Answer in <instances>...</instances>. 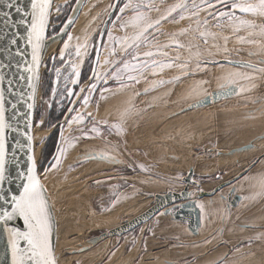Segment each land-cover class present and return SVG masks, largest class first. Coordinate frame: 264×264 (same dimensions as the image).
<instances>
[{
	"label": "rangeland",
	"instance_id": "374dc122",
	"mask_svg": "<svg viewBox=\"0 0 264 264\" xmlns=\"http://www.w3.org/2000/svg\"><path fill=\"white\" fill-rule=\"evenodd\" d=\"M69 1L53 0L49 15L50 23L56 20L57 7ZM135 1L129 8L132 13L125 16V21L120 18L118 26L120 23H126L135 14L134 9L145 3L146 0ZM113 2L115 0H86L68 36L59 48L60 57L61 50H63L61 59L64 64L81 63V59L85 56L83 55L84 48H81L82 57H77L78 46L86 44L87 53L91 47L95 46L94 36L99 27L102 28ZM152 2L160 9L159 12L153 10L149 13L151 18L156 19L167 8L181 0H152ZM183 2L191 10L193 0H183ZM194 2L198 5L201 4V0H194ZM210 2L215 3V0H210ZM233 2H239V0H228L230 3L228 10H231ZM246 2L256 4L259 0H246ZM215 10L223 11L225 9L216 4ZM180 14L187 17L189 13L173 14L177 22L162 21L158 26V34L155 35V38L150 37V45H142L139 49L132 50L133 53L142 54L144 51L155 50L151 45L171 43L172 34L181 29H190L185 35L178 36L176 39L186 46L189 43L197 45L203 54L202 59H211L218 63H209L207 66L201 63L200 68L197 69L196 60L193 58L189 61L190 74L188 75H183L181 70L176 67L164 69L162 72L157 69V75L145 72L140 77L139 83L125 79L124 83L128 85L127 87H120L117 80L115 90H110L106 86L109 91L104 93L105 98L101 99L100 94L99 102L93 108L100 114L99 124L91 120L93 117L90 118V123L95 127L99 125L102 136L105 131L106 137L102 141L106 143L113 141V135H115V156L111 148L107 149L108 146L104 148L102 143L99 146L96 145L99 141L94 139L93 131L82 136V133L73 132L75 128L68 127L70 129L69 137L73 135L74 138L66 139V134L61 135L54 157L50 163L45 162L41 155V146L37 141L47 135L49 131L46 130L49 127L46 123L41 127L43 122L39 121L40 117H36L37 108L42 102L41 83L43 71L47 66L45 64L47 57L42 62L33 119L35 126L38 124L37 127H39L34 128L33 125V151L36 157L39 183L43 188L48 206L57 208V205L60 204L59 210L64 212L62 215L64 220L73 222L77 228L82 227V233L71 235L63 243L56 235L54 242L56 264H109L113 260L124 263V259L129 255L132 257L129 264H146L147 261H150L147 259L153 260V264H264V261H242V253L237 259V245L243 242V236L239 238L234 229L229 230L230 235L224 240L225 246L229 249V260L220 262L222 253L225 252L221 253L220 250L224 247L201 244L205 234L202 230H198L197 235H188L189 230L177 219H169L172 217L173 208L170 216H167L165 212L156 214L125 235L101 236L90 243L91 240L103 234L104 229L110 225L119 224L123 219L143 210L150 203L153 194L183 189L184 183L181 181V177L189 169L194 168L198 172V169L195 168L196 165L199 168L203 167L201 164L191 165L197 159L204 161L213 159L215 164L210 166L211 168H208L206 173H196V183L191 186L193 191L212 187L218 180L214 178L216 173H219L221 178L233 175L246 164L247 161L244 162L245 164L242 162L245 155L253 157V154L262 151L257 148L251 152H240L226 157L216 155V151L247 141L251 137H247L251 130L254 131V134L260 133L262 130L264 124V72L258 71V69L264 68V32H262L264 16L240 13L236 10L235 15L240 20L249 21V24L240 25L238 20L233 22L219 20L220 27H216L217 21L210 18L207 31L217 35L215 40L212 37L208 38L209 45L218 44L220 53L208 57L205 52L208 45H205L199 37V31L204 30V26L198 29L195 18L180 20ZM206 15V12H200L199 18L202 20ZM113 21L117 22V19ZM113 21L110 24L109 32L114 37L131 35L135 31L131 26H128L123 30H117L115 35L117 27ZM237 27L239 31H234V28ZM49 29L50 26L47 27V37H49ZM69 35L71 39H69ZM225 36L228 37L227 52L223 51L225 47L223 37ZM241 37L243 40L240 39ZM65 42L68 44L67 48L64 46ZM112 48V41L108 38L105 50L102 51L101 62L108 59L109 50ZM163 50L168 52L169 57H175L179 52L180 62L188 60L190 55L187 47L178 50L174 47ZM196 51V47L191 49V53ZM211 51L215 53L217 49L212 48ZM114 54L117 55V67H121L125 59H130V56H124L121 53L119 47H116ZM156 59L167 60L168 58L156 57ZM222 59L230 60L233 63H222L220 62ZM245 64H252L254 67H244ZM108 69L106 65L101 71L104 74ZM61 71L62 69L59 68V72ZM55 73L58 76L57 70ZM122 74L126 76V73ZM177 76L180 77L179 80L175 79ZM160 80H164L166 83H154ZM226 89L232 90V94H228V97L202 107L184 110L186 107L208 98L211 93L225 92ZM86 95L91 97L92 92H88ZM89 108L91 110L92 105ZM79 113H81L80 107L75 115L78 116ZM118 124L123 127L121 134H118L117 128L113 127ZM85 139L88 140L85 141ZM261 143L263 148L264 141ZM78 144L81 145V148L78 147ZM105 153L115 157V160L101 158V154ZM113 163L117 167L118 174L125 176L107 178L112 175L108 169ZM238 163L241 165L237 166ZM128 165L130 172L125 171L128 169ZM139 165H143V169ZM189 166H193V168L188 169ZM228 187L236 188L235 184ZM228 187L224 189H228ZM223 191L225 190L221 192ZM196 206L197 200L191 199V197L180 203V207L192 212L195 211ZM52 218L57 230V217L55 218L53 215ZM92 218L103 221H97V225L90 227ZM147 228L150 229L148 234L145 233ZM248 245L251 249L252 244ZM262 246L264 250V245ZM155 250L164 252V255L161 258L158 255L153 258L152 254L156 252ZM209 255H212L213 263L208 261Z\"/></svg>",
	"mask_w": 264,
	"mask_h": 264
},
{
	"label": "snow or ice",
	"instance_id": "6c2138e0",
	"mask_svg": "<svg viewBox=\"0 0 264 264\" xmlns=\"http://www.w3.org/2000/svg\"><path fill=\"white\" fill-rule=\"evenodd\" d=\"M80 0H77L79 4ZM216 4L221 5L225 10L216 11ZM206 5V6H203ZM6 7L9 9H15V12L21 15V19L16 22L17 25H24L26 27V40L27 44L32 48V62L37 66L40 63L42 49L46 47L45 40L50 39L55 41L57 35L51 37H46V29L49 26V15H50V0H30V9L26 10L18 6L15 0H8ZM115 8L116 5H111ZM129 5L126 4L124 7L120 8V14L125 12V9ZM143 9V10H141ZM159 12V7L149 0L148 3H142L134 9V15L129 18L126 23H120V29H125L128 26H131L135 31L131 35H124L122 37H114L111 32L108 33V38L113 42L112 52L115 53L116 47H119L121 53L124 56H130V59H125L121 67H117L115 71L111 73V79L117 80L120 83V87H127L128 85L124 83V80L139 83L140 77L143 76L145 72H150L152 75H157V69L163 71L164 69L176 67L181 70L183 75L190 74L189 61L193 58L196 60V68H200V64L204 63L207 66L209 63H218L215 60L211 59H202V53L199 50L197 45H192L189 43L187 46L181 43L176 37L185 35L190 29H181L179 32L172 34L171 43L164 45H151L155 50H148L141 53H133L132 50L139 49L142 45H150V37L155 38V35L158 34V26L162 21L171 20L175 21L173 14L188 12L186 17L183 14L179 15L180 20L192 19L195 18V23L197 24L198 29L201 26H204V30L199 31V37L202 39V42L208 47L205 49L208 57L218 55L220 53V46L216 43L209 45V37H212L213 40L216 38V33H211L207 31V26H209L210 18L216 20V27H220L219 20L227 19L229 22L238 20L240 25H248L249 21L240 20L239 17L235 15L236 10L240 13H251L253 15L264 16V0H259L258 3H248L246 0H239V2L231 3V10H228V0H215V3H211L210 0H201V4H196L193 0L191 10H189L188 5L181 0V2L172 5L167 8V10L161 14L158 18L153 19L149 15L151 11ZM200 12H206L207 15L203 20L199 18ZM5 16L8 19H11V13H5ZM30 18V19H29ZM117 20H120V15L117 16ZM71 23V21H69ZM115 24L116 21H113ZM68 25H65L67 27ZM155 30V32H153ZM65 28H61L60 32L63 33ZM234 31H239V28H234ZM264 32V29H262ZM20 39L19 33H15L10 40L12 45H16ZM69 39L71 36L69 35ZM225 41V47L223 48L224 52H227V40L228 37H223ZM243 40V38H240ZM251 42V41H249ZM103 41H98L96 45V54L97 61L99 63L100 56V44ZM65 48L68 47L67 42H65ZM183 49L188 48L190 55L188 60L184 62L181 61V56L179 52L175 57H169L168 52L164 51L165 48ZM193 47L197 48L195 53H191ZM81 48H84L83 55H87V46L80 45L76 49L77 57H82ZM212 48L217 49L214 53L211 51ZM156 57H167V60L156 59ZM61 58H63V50H61ZM82 62V59H81ZM116 61H110L107 58L104 60V64H113L115 65ZM244 67L253 68L252 64H245ZM74 71H76V76L79 77V71L76 70V66L73 65ZM27 71H32V68L29 67ZM94 79L96 83H92L87 89L88 92H95L97 90V85L103 81V85L108 84V72L105 71L104 75L101 76L95 73L94 68ZM258 71L264 72V68L258 69ZM59 73V69H57ZM122 73H126V76ZM39 78L38 76L36 77ZM2 79V78H0ZM176 80H179L180 77H175ZM29 86L34 89V85L31 84V78H29ZM170 82V81H168ZM73 85L77 83V79L71 81ZM156 84H164L166 81L160 80L155 81ZM223 87V86H221ZM55 89L53 92L55 93ZM82 92L84 89L81 90ZM101 93V99H104V93L108 92L107 87L101 86L99 88ZM147 91V89H146ZM232 90L227 89L223 94H230ZM74 95H80L75 93L72 89H67V98L69 103H75L71 100V97ZM218 95V94H214ZM91 99L90 96H83V103L86 106ZM199 103V102H198ZM31 108L32 105H29ZM15 108V105H13ZM76 109L70 108L69 112H74ZM89 115H91L89 113ZM5 113L3 105V94L0 93V182L5 180V145H4V130L10 125L5 123ZM73 120L81 121L82 117H73ZM71 123V121H70ZM117 128L118 134L123 132L122 125H113ZM92 131L98 132V129L94 126ZM31 137H29V140ZM250 147V145L248 146ZM101 158L115 160V157L108 156V154H101ZM28 160L30 162L27 169V175L24 172H19V177L23 181L22 186L19 190V194H14L9 191L7 194L0 195V202H3L4 207H0V226H3V232L7 236V246L11 252V264H56L55 258L53 255V244H52V235H53V222L51 217V211L47 204V201L43 195V188L41 187L39 180L36 176V166L33 162V157L29 155ZM143 169V165H139ZM47 171V170H46ZM262 186H264V181H261ZM15 218L23 220V225L25 230H20L16 227H10L9 222ZM259 239V237H257ZM23 242V246H22Z\"/></svg>",
	"mask_w": 264,
	"mask_h": 264
},
{
	"label": "water",
	"instance_id": "95a60500",
	"mask_svg": "<svg viewBox=\"0 0 264 264\" xmlns=\"http://www.w3.org/2000/svg\"><path fill=\"white\" fill-rule=\"evenodd\" d=\"M81 1V0H80ZM8 0H0V93L3 94V105L5 113V123L10 127L4 130V145H5V180L0 182V195L7 194L11 191L14 194H19V190L22 186L23 181L19 177V172H24L27 175V169L29 167L28 157H33V162L36 166V157L33 151V115L36 107V96L38 92L39 78L41 64L44 61V57L48 50L52 46L61 40L68 26L65 27L63 33L57 35V39L52 41L50 39L45 40L46 47L42 49L40 63L37 66L32 62V48L27 44L26 40V27L24 25H17L16 22L21 19V15L15 12V9H9L6 7ZM16 4L23 9H30V0H15ZM53 0H50L52 4ZM51 8V7H50ZM50 11V10H49ZM11 13V19L5 16V13ZM76 14V12H75ZM73 13V18L74 15ZM30 19V18H29ZM19 33L20 39L16 45L10 43L11 38L15 33ZM47 37V29H46ZM228 61L222 59L220 62ZM232 62V61H228ZM233 63V62H232ZM31 67L32 71H27ZM31 78V84L35 87L34 89L29 86ZM224 91H216L211 93L208 98L198 101L197 103L186 107L184 110L194 109L202 107L220 99H224L229 95L223 94ZM218 94V95H214ZM230 94H232L230 92ZM15 105V108H13ZM29 105H32L30 108ZM29 137L31 139L29 140ZM264 140V127L261 132L255 135L254 138L249 139L245 144L250 142H256ZM247 146L232 148L225 153L217 151L216 155H231L232 153H240L245 151ZM194 171L189 169L187 175L181 180L184 183V189L178 191H168L166 193H155L151 197L150 203L141 211L134 214L131 217L123 219L119 224L107 229L99 237L91 240L93 243L95 239H99L101 236L113 237L121 235L138 224L144 223L154 217L160 210L169 206L173 201H181L190 196L189 185L195 183L193 179ZM240 174L231 177L229 180L219 183L210 191H199L195 193L193 197L202 198L204 196L212 195L217 190H220L224 185L232 183L239 177ZM36 176L39 180V176L36 170ZM44 195V194H43ZM190 199V198H188ZM236 200H232L230 204L234 205ZM3 202H0V207H4ZM173 217V215H172ZM177 220L184 221L188 224H192V218L184 207L180 211L179 215L173 217ZM53 222V219H52ZM10 227H16L20 230H25L23 220L15 218L9 222ZM55 229L53 226L52 244H53V255L54 254V238ZM23 246V242H22ZM56 262V258H55ZM0 264H11V252L7 246V236L3 232V226H0Z\"/></svg>",
	"mask_w": 264,
	"mask_h": 264
},
{
	"label": "flooded vegetation",
	"instance_id": "af4514ba",
	"mask_svg": "<svg viewBox=\"0 0 264 264\" xmlns=\"http://www.w3.org/2000/svg\"><path fill=\"white\" fill-rule=\"evenodd\" d=\"M83 1V2H82ZM86 0H81L79 2V4L77 3V0H70L68 3L66 4H62L61 6L57 7V17L55 18L56 20L53 23H50V29L48 33V36L51 37L53 35H58L60 33V29L61 28H65V25L69 24L67 31H65V33L63 34V37L61 38V40L56 44L54 51L47 57L45 64H47V66L45 67L44 71H43V77H42V83H41V100L42 102L39 103V107L37 108V116L36 117H40V122H43L40 126L43 127L44 123L47 124V126L49 128H47L46 131H49L47 133L46 136H44L41 140H38L37 142H39L41 148V155L42 157H44L45 162L47 161L48 163L51 162L52 158L54 157V153L57 150V147L59 146V141H60V136L65 135L66 134V139L69 138H74L73 135L71 137H69V131L70 129H68V127L70 128H75L74 129V133H82V136H85L86 134H90L92 132L91 127L94 125H91V120L97 124H99V112L95 111L93 108H95V106L97 105V103L99 102V96H100V91L99 88L103 85V81H101L98 86H97V90L95 92H92L91 95V99L89 100L87 106L84 107V103H83V96L86 95L88 93L87 89L90 87V85L92 83H95V79H94V68H95V73L99 74L101 76H103V71H101V69L103 67H105L106 65L104 64V61L101 62L102 60V51L105 50V46L108 42V33H109V27L111 22L114 19H117V16L120 15V18L122 20L125 21L126 19V15H129L132 13L131 10H129V8L131 6H133V3L136 2L135 0H115V2H113L111 5H116L115 8L110 6V9L107 13V17H105L104 23L102 25V28L99 27V30L97 32V34L94 36V41H95V46L90 48V51L87 53V55H85L82 59V62L80 64L78 63H67L64 64L63 60L61 59V57L59 56V48L61 47V45L64 43L66 37L69 34V31L71 30V27L74 24V21L76 20V18L78 17L79 13L81 12L82 7L84 6ZM145 3H148L149 1L146 0L144 1ZM154 3V2H153ZM126 4L129 5L128 8L125 9V12L123 14H120V8L124 7ZM138 4V3H136ZM228 5H230V3H228ZM76 12V14H75ZM73 13L74 18H73ZM203 20V19H202ZM222 21H226L227 19H221ZM69 21H71V23H69ZM118 20L116 22V31H115V35L117 34V30L119 31V26H118ZM103 41L102 44H100V56H99V63L97 64V54H96V45L98 43V41ZM113 45V42H112ZM117 55H115L112 52V49L109 50V56L108 59L110 61H116ZM45 61V60H44ZM117 62V61H116ZM63 63V64H62ZM44 64V65H45ZM43 65V63L41 64V66ZM73 65L76 66V70L79 71V77L76 76V71H74L73 69ZM118 62L113 65V64H108V84L104 85V87H109L110 90H115V86H116V80L111 79V73L113 71H115V69L117 68ZM60 66V67H59ZM61 68L62 71L57 74L55 73V71L57 69ZM73 79H77V83L75 85H73L71 83V81ZM53 89H55V93L53 92ZM67 89H72L75 93H79L80 95H74L71 97V100L74 101L75 103L70 104L69 100L67 98ZM84 89V91L82 92L81 90ZM83 106H82V105ZM90 105H92V109L90 110ZM75 108L76 111L74 112H69L70 108ZM79 107L81 108V113H79V117H82L81 121H77V120H73V117H77V115H75L79 109ZM89 113L91 115H89ZM86 114V115H84ZM93 117V119L90 120V118ZM33 119H34V115H33ZM39 119V118H38ZM38 121V122H39ZM65 121V122H64ZM71 121V123H70ZM33 125L34 128H39L37 127L38 124H36L35 126V122L33 120ZM98 129V132L93 131V137L94 139H97L99 142L96 143L97 146H99L101 143L103 144L104 148H106V146H108L109 148L107 149H112V153L115 156V135H113V141H110L109 143H106L105 141H102L106 136H105V131L103 132V136L101 135V130L99 129V125L96 126ZM114 130V129H113ZM88 139H85V141ZM255 143V142H254ZM253 142H250L248 144H242L240 145L241 147L243 146H247V150L251 147H254L253 149H259L261 148V146L263 144H256V146L254 145ZM250 145V147H248ZM85 146V144H84ZM238 146V147H240ZM78 147L81 148V145L78 144ZM245 150V151H247ZM222 151V150H221ZM219 151V152H221ZM217 154V151H216ZM264 157V149L260 152V153H255L253 154V157L249 156L248 159L246 160V164L240 169L238 170V172L233 175L227 176L225 178H221L219 173H216V175L214 176L215 179H218L217 182L210 188L208 189H197L195 190L196 192L199 191H210L212 190L216 185H218L219 183L225 182L227 180H229L231 177L235 176V175H239V177L234 180L232 183H229L227 185H224L220 190H217L216 192H214L212 195L209 196H204V197H211L214 196L216 193H218L219 191L225 190L223 191V201L226 202V206L230 207V208H234L237 207L238 204L240 203V194L238 192H236V190L233 187H228L232 184H235L236 181H238L243 175H245V173H247L253 166H255L259 160L261 158ZM252 158V159H251ZM106 162V161H104ZM241 163V162H240ZM238 163L237 166H240L241 164ZM242 163V165H243ZM102 168V167H101ZM105 170V169H104ZM109 172H112V175L107 177L108 175H105L107 178H120L123 177L125 175H121L118 174L117 171V167L116 165L113 163L112 165H110V168L108 169ZM194 171V169H192ZM125 171H131L130 170V166L128 165V169H125ZM188 172V171H187ZM187 175L184 174L181 179ZM196 172L194 171V175H193V179L195 180L196 183ZM103 176V177H105ZM182 181V180H181ZM183 182V181H182ZM195 183H192L189 185V193L190 196L186 197V199L188 200V198H192L193 196H195V191H193V189L191 188L192 185H195ZM228 189H224L227 188ZM184 189V186H183ZM182 190V189H181ZM180 190H178L179 192ZM202 197V198H204ZM193 198H199V197H193ZM184 199V200H186ZM236 200L235 204L232 205L230 204V202L232 200ZM181 201H173L169 204V206H172V215L173 217L178 216L180 211L182 210L183 207H180V203ZM168 207V206H167ZM161 211V210H160ZM159 213V212H158ZM157 213V214H158ZM176 219V218H175ZM180 224L186 226V227H192L193 221H191V225L184 222V221H180L178 220ZM143 224V223H141ZM136 225L135 227H133L132 229H130L129 231L121 234V235H125L126 233L132 231L133 229L137 228L139 225ZM251 225L249 224H245L243 227L246 229H252V227H250ZM251 231V230H250ZM145 233H150V229L147 228L145 230ZM116 236H120V235H116ZM115 237V236H113ZM257 238L255 237H251V235L249 236L248 240L242 242L241 244H252V242H254ZM259 240V239H258ZM224 242V240H221V243ZM255 243V242H254ZM247 244V245H248ZM245 246L243 245L242 249H244ZM247 250V249H246ZM251 249H249L250 251Z\"/></svg>",
	"mask_w": 264,
	"mask_h": 264
},
{
	"label": "crops",
	"instance_id": "0c3cea01",
	"mask_svg": "<svg viewBox=\"0 0 264 264\" xmlns=\"http://www.w3.org/2000/svg\"><path fill=\"white\" fill-rule=\"evenodd\" d=\"M228 61H224L222 63H230ZM263 141L264 140L256 141L254 145L256 146V144H262L261 142ZM253 148L254 147H251L248 150L246 148L247 151L243 152H251L255 150ZM260 149L263 150L264 147H261ZM233 154L235 153H232L231 155ZM222 155L223 154H220L218 156ZM248 157L249 155H245L242 159V162H245ZM261 181H264V157L261 158L259 162L247 173H245V175L235 182L236 188L234 189L240 194V203L237 207H227L225 205L226 202L223 201L224 197L223 192L221 191L211 197H192L191 199L197 200V206L194 209V212L191 210L188 211L187 209L193 221L192 227L188 228L185 226V228L189 230L188 235H197L198 230H202L205 232V234L204 237H202L201 244L206 246H223L224 249H221L220 251L221 253L222 251L225 252L222 253V256L219 260L220 262H226L229 260V249L225 246V241L224 243H221L222 239L225 240L230 235L229 230H236L237 236H239V238L243 236V242L248 240L250 235L251 237L255 238L259 237V240L256 239L254 241L255 243L252 242V248L250 251L249 245L238 243L237 259L240 258L239 254L242 253V261L246 260L252 262H263L264 250L262 249V245H264V186H262ZM171 218L173 219V217H170L169 219ZM245 224L251 225L250 227H252V229L244 228L243 226ZM243 245L245 246L244 249H242ZM246 249L247 252L245 253ZM209 256L210 259L208 261L213 263V261H211L212 255Z\"/></svg>",
	"mask_w": 264,
	"mask_h": 264
},
{
	"label": "bare ground",
	"instance_id": "6f19581e",
	"mask_svg": "<svg viewBox=\"0 0 264 264\" xmlns=\"http://www.w3.org/2000/svg\"><path fill=\"white\" fill-rule=\"evenodd\" d=\"M49 25H50V20H49ZM54 49H55V47L52 46V47L48 50V52L46 53L44 59H45L46 57H48V56L54 51ZM35 99L37 100V96H36ZM263 127H264V124L262 125V129H263ZM257 134H259V133H257ZM257 134H254V131L251 130V131L249 132V135H248L247 137L251 136V137L249 138V139H251L252 137H254V136L257 135ZM249 139H248V140H249ZM248 140H247V141H248ZM247 141H244V142H242V143H239V144H237L236 146H233V147L236 148V147H238V146L244 144V143L247 142ZM233 147H230V148H227V149L222 150V153H225V152L229 151V150L232 149ZM220 157H226V155H222V156H220ZM210 161H211V162H210ZM210 161H204L203 159H197L196 162H195V163H191V165L195 166L196 164H198V165L201 164V166H203L202 168L200 167L201 169H200L197 165L195 166V168L198 169L197 171H198L199 173H206V172H208V168H211L210 166H213V165L215 164V161H214L213 159L210 160ZM208 163H211V164H208ZM193 166H189L188 169H189V168H193ZM206 166H207V167H206ZM193 169H194V168H193ZM209 170H210V169H209ZM198 172H196V173H198ZM237 172H238V171H237ZM237 172H236V173H237ZM236 173H235V174H236ZM59 207H60V204L57 205V208H54V207H49V208H50V211H51V217H53V215H54L55 218L57 217V218H56V221H58V227H57V230H56L55 227H54V229H55L54 238H55L56 235H57V238L61 240V243H63V242H66V241L69 239V237H70L71 235L82 233V227H81V228H77L73 222H67L66 220H64V218L62 217V215H63L64 212L61 211V209L59 210ZM171 209H172V206L165 207V208H163L158 214H160V213H162V212H165V214H166L167 216H170ZM101 218H103V217H101ZM52 219H53V218H52ZM92 219H93V220H92V223L90 224V227H91V226H95V225H97L98 222H100V221H103L102 219H96V218H92ZM97 221H98V222H97ZM115 225H117V224L110 225L109 227H107V228L104 229V230L106 231L107 229H109V228H111V227H114ZM53 226H54V221H53ZM60 226H61V227H60ZM59 227H60V228H59ZM69 243H70V242H69ZM70 244H72V243H70ZM156 255H158V257L161 258V257L164 255V252L156 251V252H154V253L152 254V257L154 258ZM165 255H166V253H165ZM131 258H132L131 255H129L128 257H126V258L124 259V261H123L124 263H118V261L113 260V261H111L109 264H129L130 261H131ZM147 260H150V261H147ZM147 260H145V261H147L146 264H153V263H154V261L151 260V259H147Z\"/></svg>",
	"mask_w": 264,
	"mask_h": 264
}]
</instances>
